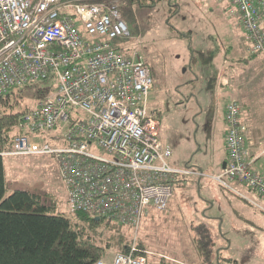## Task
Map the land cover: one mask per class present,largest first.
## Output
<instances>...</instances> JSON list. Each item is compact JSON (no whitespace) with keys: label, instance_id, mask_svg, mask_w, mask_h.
I'll use <instances>...</instances> for the list:
<instances>
[{"label":"built area","instance_id":"built-area-1","mask_svg":"<svg viewBox=\"0 0 264 264\" xmlns=\"http://www.w3.org/2000/svg\"><path fill=\"white\" fill-rule=\"evenodd\" d=\"M227 1L247 53H264V0ZM127 35L115 0H0V95L40 80L52 85L18 117L10 151L50 154L69 212L131 230L127 251L95 264H186L162 254L148 258L156 254L137 246L151 209L166 210L176 175L192 171L167 163L172 151L149 104V65L114 43ZM241 112L237 100L226 103V164L213 178L264 211L251 195L264 202V174L244 144Z\"/></svg>","mask_w":264,"mask_h":264},{"label":"rangeland","instance_id":"rangeland-1","mask_svg":"<svg viewBox=\"0 0 264 264\" xmlns=\"http://www.w3.org/2000/svg\"><path fill=\"white\" fill-rule=\"evenodd\" d=\"M115 1L129 35L114 43L123 52L137 51L149 65L154 79L149 104L159 119L160 139L172 151L167 163L201 173L176 175L167 209H151L137 240L156 254H147L148 258L162 254L186 264H264V211L223 189L213 178L227 157L224 106L230 99L227 85L233 58L248 46L226 9L230 2ZM47 84L40 80L23 88L21 114L45 93L37 96L35 88ZM8 150L2 155L6 192L17 188L49 192L59 200L56 212H67L53 157ZM251 195L264 205L256 194ZM237 203L251 212L254 223L237 218ZM202 223L209 228L213 242L207 263L195 243L194 228ZM114 253L106 249L105 256L111 260Z\"/></svg>","mask_w":264,"mask_h":264},{"label":"trees","instance_id":"trees-1","mask_svg":"<svg viewBox=\"0 0 264 264\" xmlns=\"http://www.w3.org/2000/svg\"><path fill=\"white\" fill-rule=\"evenodd\" d=\"M47 82L33 93L49 91L52 85ZM31 86L32 82L0 95V264H95L106 249L127 251L130 229L84 212H56L59 200L49 192L18 188L6 192L1 152L12 149L23 109L21 92ZM194 231L197 250L207 263L213 244L210 230L202 223ZM137 246L144 253L140 239Z\"/></svg>","mask_w":264,"mask_h":264},{"label":"crops","instance_id":"crops-1","mask_svg":"<svg viewBox=\"0 0 264 264\" xmlns=\"http://www.w3.org/2000/svg\"><path fill=\"white\" fill-rule=\"evenodd\" d=\"M227 8L230 9L231 5L228 4ZM241 53L236 59L233 58L231 81L227 85L228 93L230 92L228 101L235 99L242 107L241 119L247 126L244 144L251 154L257 155L254 165L264 174V53L249 54L246 46L242 48ZM225 164L226 158L222 161L220 170ZM191 171L196 175L200 173L196 170ZM234 207L237 218L254 223V218H250L251 212H248L245 206L237 203ZM102 258H106L105 261L108 262L112 260L107 256Z\"/></svg>","mask_w":264,"mask_h":264},{"label":"water","instance_id":"water-1","mask_svg":"<svg viewBox=\"0 0 264 264\" xmlns=\"http://www.w3.org/2000/svg\"><path fill=\"white\" fill-rule=\"evenodd\" d=\"M224 167V166H223ZM96 220H99V217L98 216H96Z\"/></svg>","mask_w":264,"mask_h":264},{"label":"bare ground","instance_id":"bare-ground-1","mask_svg":"<svg viewBox=\"0 0 264 264\" xmlns=\"http://www.w3.org/2000/svg\"><path fill=\"white\" fill-rule=\"evenodd\" d=\"M17 125H18V123H17ZM12 150V149H11Z\"/></svg>","mask_w":264,"mask_h":264}]
</instances>
